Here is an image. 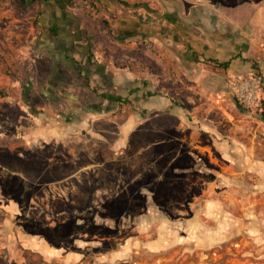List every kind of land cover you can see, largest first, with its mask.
<instances>
[{"label": "rangeland", "instance_id": "obj_1", "mask_svg": "<svg viewBox=\"0 0 264 264\" xmlns=\"http://www.w3.org/2000/svg\"><path fill=\"white\" fill-rule=\"evenodd\" d=\"M226 6L246 17L255 6L250 19L264 0ZM43 8L18 17L0 0V264H264V114L224 87L194 94L184 126L136 129L123 148L99 143L98 127H87L99 95L63 63L48 74L35 46L45 42ZM253 33L262 47L263 26ZM125 98L119 124L138 112Z\"/></svg>", "mask_w": 264, "mask_h": 264}, {"label": "crops", "instance_id": "obj_2", "mask_svg": "<svg viewBox=\"0 0 264 264\" xmlns=\"http://www.w3.org/2000/svg\"><path fill=\"white\" fill-rule=\"evenodd\" d=\"M73 3L80 5L74 9ZM41 4L38 22L45 42L35 46L47 56L45 70L50 74L51 63H63L67 75L75 73L83 80L80 86L99 95L88 109L97 118L87 124L91 129L98 127L99 143L123 148L136 129L186 125L191 121L189 110H195L194 94L228 88L231 75L258 73L264 86V59L257 57L264 45L257 47L253 33L264 28V8L249 19L255 6L246 17L227 12L232 7L226 6V0H49ZM45 89L39 87L38 92ZM119 95L138 108L120 124ZM112 101L106 110L115 112L109 114L111 119H104L102 105ZM151 117L158 119L150 124ZM50 122L52 126L59 120ZM41 126L45 142L54 141L45 122ZM102 130L113 133V138L100 134ZM40 248L38 252L47 260L57 257L49 247L41 244ZM24 250L37 252L30 246ZM13 264L20 261L15 259Z\"/></svg>", "mask_w": 264, "mask_h": 264}, {"label": "built area", "instance_id": "obj_3", "mask_svg": "<svg viewBox=\"0 0 264 264\" xmlns=\"http://www.w3.org/2000/svg\"><path fill=\"white\" fill-rule=\"evenodd\" d=\"M125 1L133 3L136 0ZM228 87L243 108L255 114H264V86L258 74L231 75Z\"/></svg>", "mask_w": 264, "mask_h": 264}, {"label": "trees", "instance_id": "obj_4", "mask_svg": "<svg viewBox=\"0 0 264 264\" xmlns=\"http://www.w3.org/2000/svg\"><path fill=\"white\" fill-rule=\"evenodd\" d=\"M47 1L49 0H11L14 8V14L18 17L23 16L27 12V10L33 7L35 4H41ZM52 35L54 38L58 37L57 34L54 32H52ZM0 95L5 96L4 94H2L1 90Z\"/></svg>", "mask_w": 264, "mask_h": 264}]
</instances>
